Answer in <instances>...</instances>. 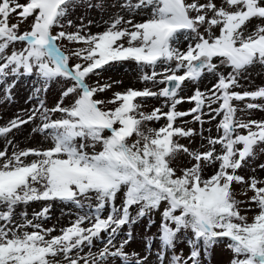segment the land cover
Here are the masks:
<instances>
[{"label": "snow or ice", "instance_id": "1", "mask_svg": "<svg viewBox=\"0 0 264 264\" xmlns=\"http://www.w3.org/2000/svg\"><path fill=\"white\" fill-rule=\"evenodd\" d=\"M253 70L264 0H0V264H264Z\"/></svg>", "mask_w": 264, "mask_h": 264}, {"label": "rangeland", "instance_id": "2", "mask_svg": "<svg viewBox=\"0 0 264 264\" xmlns=\"http://www.w3.org/2000/svg\"><path fill=\"white\" fill-rule=\"evenodd\" d=\"M97 29H93V31H96ZM260 70H253L252 73V88H255L257 86H264V74H258ZM111 75L113 79H122L124 81V87H136L140 88L142 87L141 84L137 83L135 79H133L132 75L126 74L123 71L117 72V73H111L108 74ZM205 86H209L208 81H204V83L201 85V89L203 90ZM122 90V89H119ZM16 91V100L15 103L13 104H0V126H3V124L13 118L15 114L20 111V109L25 108V107H30V105L25 104V100L27 99V96L29 95V85L27 84H20L18 85V89ZM189 92H185L184 95H189ZM57 96V92L55 90L51 91L49 93V104L51 105ZM160 102L158 101H152L150 104L146 106L145 110H149L153 107H159ZM191 105L188 103H184L183 105L179 106V110L181 111H187L190 108ZM255 119H262L264 118V114L259 113L258 111L254 114ZM28 133L25 131L22 134H18L16 136V140L20 142L21 146H32V142L29 141ZM3 147V141L0 140V148ZM37 210L38 206H37ZM67 211V210H65ZM31 212V209H30ZM53 220L52 224L56 223V218L61 217V211L59 208L55 209L53 212ZM68 217H63L61 219V224L66 225L67 224ZM51 226V224L47 225ZM59 226V225H58ZM156 232V228L153 227V229L145 233L144 232V226H138L135 228L134 235H135V240L132 243L131 248L129 251H137V252H142L143 247H144V236L145 235H153ZM187 253V249L185 246V254ZM230 253L223 247H218L213 251V254L211 256L210 264H228ZM206 264H209V262H206Z\"/></svg>", "mask_w": 264, "mask_h": 264}]
</instances>
